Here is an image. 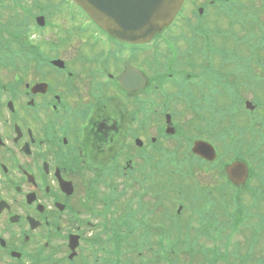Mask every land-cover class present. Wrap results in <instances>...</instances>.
Wrapping results in <instances>:
<instances>
[{
  "label": "flooded vegetation",
  "instance_id": "1",
  "mask_svg": "<svg viewBox=\"0 0 264 264\" xmlns=\"http://www.w3.org/2000/svg\"><path fill=\"white\" fill-rule=\"evenodd\" d=\"M215 1L199 0L200 16ZM193 5L190 1L188 8ZM7 23L0 17V264H81L80 245L85 252L95 228L124 227L127 204L137 213L132 225L139 235L151 225L157 230L159 215L173 214V195L159 202V130H173L172 138L181 135L186 143L205 140L196 127L197 101L189 92L178 93L180 76L159 75L150 48L108 37L105 52L90 42L91 34L76 30L71 42L56 45L60 68H41V76L3 74L13 64L3 59L4 52L19 36ZM121 76L134 81L128 90ZM164 78L173 85L160 87ZM37 84L41 90L33 94ZM172 104L175 112L168 110ZM232 127L241 141L238 124ZM260 141L264 153V137ZM246 151L245 159L256 163L258 156ZM187 159L182 158L186 168ZM247 182L235 193L258 194L264 205V180L251 179V187L244 188ZM70 239L78 242L73 259Z\"/></svg>",
  "mask_w": 264,
  "mask_h": 264
},
{
  "label": "rangeland",
  "instance_id": "2",
  "mask_svg": "<svg viewBox=\"0 0 264 264\" xmlns=\"http://www.w3.org/2000/svg\"><path fill=\"white\" fill-rule=\"evenodd\" d=\"M38 1L40 2V6H41V0H38ZM51 1H52V5L56 4V3L58 5L57 0H51ZM21 2H22L23 6H25V4L28 5V6L32 5V0H21ZM42 2L44 4L43 8L44 9H49V5H50L49 4V0H42ZM249 8H250V6H249ZM241 10H242L243 14L250 13V11L248 9L243 8ZM17 11H18L17 12L18 16H21V10H17ZM186 11L188 12V10H186ZM49 23L52 25V27L45 31V35H42L41 32H40V34H34L35 32H33L30 36L34 37V38L39 37L40 39H41V37L45 38V36H46L47 39L51 38L52 40H55L56 38L53 36V34L56 31L53 30V28L54 27H58V28L67 27L66 24L70 23V20H69V16L61 14L59 12H55L53 15L49 16ZM78 25H79V23H75V26H78ZM220 26H222V24H220ZM32 27H33V25H32ZM242 34H245V32H242ZM175 35H176V32H175ZM238 37H240V34H238ZM254 39L255 40L256 39L259 40V38L257 36H254ZM31 42H34V41L32 40ZM182 45L183 44H182L181 41L176 45L177 48H179L178 49L179 52L183 50ZM181 47H182V50H181ZM163 52H164V50H163ZM193 56L198 61L203 59V56H202V54L199 51L196 52ZM256 56H257V53H256ZM262 56H264V51L261 52V59H260L259 63L256 61V58H254V65H253V69H252L253 70L252 74L258 79V81H257L258 84L256 85V89H255L256 92L252 93L250 90L243 91V96L244 97H247L248 99H250V100L252 99L254 101H261L264 98V84H263V82L261 80H259V76L260 77L264 76V65H262L264 63V59H263ZM179 58H180V56H179ZM210 59L213 60V61H220L221 60V58L217 57V56L210 57ZM215 66L219 67L223 72H225V74H228V76H229L228 79H229L230 83H232L236 77L238 78L240 83H246V81L248 80L247 76H245L242 73H230L229 71L230 70L232 71V69H231L232 67H230V66H223L221 64L218 65V62H215ZM184 69L191 70L188 67H185ZM206 73H209V74L213 75V69H211V70H209V69L202 70V74L198 75L200 81L203 80V77L205 76ZM215 73H216V75L218 77H222L218 72L215 71ZM232 94L236 98L239 97V93L236 90ZM227 103L228 102H226L225 99H221L219 101V106L226 107V106H228ZM175 109H176V107H175ZM204 122H205V125H204L205 131L207 133H209V134H213V137L222 144V147H223L224 151L228 152L229 150H231V148H232L231 145L225 143V141H224L225 136L223 135V133H221L220 131H215L214 133L211 132L212 123L215 122V119L214 118H210L208 120H205ZM244 128H245V132L239 133L241 135V138H242L241 141H244V140H247V139L252 140V134H251V131L249 130L248 125L246 124L244 126ZM228 137L231 138L230 135ZM172 155L175 157V154H172ZM194 175H195V178H193V179L186 178L185 179L186 181L179 179L180 181H182L181 184H177V183L176 184L182 186V191L185 190V187H190L194 191L195 189H197L195 184L200 188L203 184H205L207 182L212 183L211 179H209V178H203V179L200 180L199 179L200 178L199 172L197 170L194 171ZM243 197H245V196H243ZM225 202L228 203V205L230 206L228 208V210H227L228 213H230L233 210V206H232V204H231L229 199H227V201H225ZM242 204L246 205L244 200H243V198H242ZM206 210L208 211V210H210V208L207 207ZM218 211L220 213V220H221L222 225L227 227V219L225 217V208H222V209H220ZM234 222L235 223L238 222V216H235ZM227 234H228V231H225L223 233H220L219 236L223 238V237H227ZM244 237H245L244 232L240 231V232L237 233V235L233 236L231 238L230 242H229L230 248H232L234 245H238V249H239V252H240L241 256H243V254L246 251V247H247V241L245 240ZM198 241H200V239ZM220 242H221V244H223L224 243L223 239H221ZM206 244H207L206 246H209V248H212L213 246H215V245H213L211 243H206ZM151 246L153 248H157V249H158V247L159 248L161 247V246H156L154 244H152ZM257 247H258L257 249H259L260 244H258ZM188 248L192 249L193 246L190 245ZM222 248H223V246H222ZM221 251L225 252V248L221 249ZM229 251H231V249H229ZM256 255L259 256V257L264 258V253H262V252H257ZM101 256H102L101 253H96L94 255V257H93L94 258V260H93L94 264H101V262L99 261ZM175 257H177V254L175 255ZM130 259L132 260V262L134 264L137 263V261L133 260V258H130ZM202 259L203 258L201 256V254L195 255V256H193L191 258V257L185 255L184 253H180V254H178L177 261L174 262V263L175 264H189V263H191V264H200ZM250 259H251L250 257L247 259L246 264H252V261ZM125 260L127 261L128 257L121 258V261H125ZM144 263L145 264H166L167 261L165 259H163L161 257V255H159L158 259L155 258V259H152V261L150 259H148V258L144 259ZM218 264H222V262H218Z\"/></svg>",
  "mask_w": 264,
  "mask_h": 264
},
{
  "label": "water",
  "instance_id": "3",
  "mask_svg": "<svg viewBox=\"0 0 264 264\" xmlns=\"http://www.w3.org/2000/svg\"><path fill=\"white\" fill-rule=\"evenodd\" d=\"M109 34L129 42H146L167 26L183 0H73ZM233 167L228 169L231 173Z\"/></svg>",
  "mask_w": 264,
  "mask_h": 264
}]
</instances>
